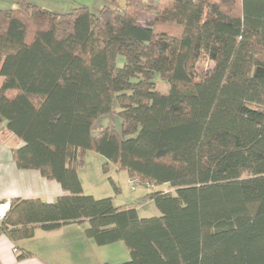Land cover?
<instances>
[{"label":"trees","instance_id":"16d2710c","mask_svg":"<svg viewBox=\"0 0 264 264\" xmlns=\"http://www.w3.org/2000/svg\"><path fill=\"white\" fill-rule=\"evenodd\" d=\"M110 1L0 9V128L23 142L20 168L67 191L11 199L0 233L87 223L99 245L127 244L118 264H264V0ZM90 150L149 192L85 194ZM150 200L161 214L140 217Z\"/></svg>","mask_w":264,"mask_h":264},{"label":"crops","instance_id":"0c3cea01","mask_svg":"<svg viewBox=\"0 0 264 264\" xmlns=\"http://www.w3.org/2000/svg\"><path fill=\"white\" fill-rule=\"evenodd\" d=\"M7 138H10V142L5 141ZM22 145L23 142L15 134L7 128H0V202L10 203L13 198L56 201L58 196L67 192L59 181L47 178L37 169L20 168L14 161L12 150ZM114 167L118 172L117 167L115 165ZM82 168L78 170V175L84 193L96 198L112 196L117 206L136 201L149 192V188L144 186L145 191L137 198L133 199L132 196L119 202H116L117 196L113 193L96 196L93 192H87L80 174ZM127 177L129 179L128 174ZM117 188L119 190V187ZM144 204L138 207L140 217L161 214L160 211L152 208L150 213L147 210L141 214L139 210ZM86 228L87 223H71L54 231L37 228L33 237L18 241H13L6 234L0 233V264H118L131 259L130 249L124 241L99 245L86 234ZM23 252L26 255L19 258Z\"/></svg>","mask_w":264,"mask_h":264},{"label":"rangeland","instance_id":"374dc122","mask_svg":"<svg viewBox=\"0 0 264 264\" xmlns=\"http://www.w3.org/2000/svg\"><path fill=\"white\" fill-rule=\"evenodd\" d=\"M36 2L38 5L49 9L53 12L64 13L72 10L75 6H78V2L81 4L88 5L93 11L98 12L105 5H112L110 0H32ZM150 3L154 5L164 4V0H149ZM16 6L15 0H0V9H8ZM153 18L151 14L144 13L142 15V19L145 22L150 21ZM120 64L122 60H119ZM157 81V89L167 93L169 91V85L161 80L158 76L156 78ZM2 79H0L1 85ZM115 121L116 124L120 122L117 116L112 117H103L98 120L96 124V130H98L101 126H106L110 122ZM10 138H7L5 141H9ZM108 162L107 159L99 154L96 151L90 150L86 156V165L82 168L80 174L83 177L85 182V188L87 192H93L96 196H106L108 194H115L117 196L116 202H119L122 199L137 198L141 194H143L144 186L136 185L133 189V184L130 183V180L127 177L126 171H116L114 165L109 162L107 165V169H104V164ZM98 167H100L98 169ZM119 187V190L118 188ZM169 185H163L161 188L167 190ZM172 192L175 193V189H172ZM159 209L157 208L155 202L150 200L145 202L143 206H141V210L139 212L144 214L148 210L151 212V209Z\"/></svg>","mask_w":264,"mask_h":264},{"label":"built area","instance_id":"2783aa9c","mask_svg":"<svg viewBox=\"0 0 264 264\" xmlns=\"http://www.w3.org/2000/svg\"><path fill=\"white\" fill-rule=\"evenodd\" d=\"M131 183L133 184L132 188L134 189L137 184L135 181H131ZM9 207H10L9 202H0V228L2 227L3 220L5 218V215L9 209Z\"/></svg>","mask_w":264,"mask_h":264}]
</instances>
